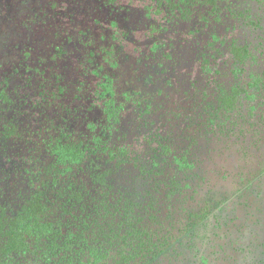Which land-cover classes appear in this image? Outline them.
I'll return each instance as SVG.
<instances>
[{
    "label": "flooded vegetation",
    "instance_id": "obj_1",
    "mask_svg": "<svg viewBox=\"0 0 264 264\" xmlns=\"http://www.w3.org/2000/svg\"><path fill=\"white\" fill-rule=\"evenodd\" d=\"M62 1L68 14L58 9ZM78 1L0 0V215L35 197H57L68 179L59 172V145L81 143L91 152L75 174L86 184L137 192L142 203L153 197L146 191L153 177L144 169L154 167L148 155H116L103 142L111 130L112 146L131 135L140 140L153 123L165 135L155 140L170 149V160L160 155L159 163L185 185L168 206L173 235L185 229L188 212L211 199L204 218L191 224L203 233L185 243L186 258L201 264L209 254L213 264L222 255L217 245L232 242L241 254L235 264H264V0H241L245 11H232L234 18L213 20V11L206 24L199 6L169 17L166 0ZM77 16L100 30L70 26ZM47 21L54 39L42 31ZM214 41L220 51L201 57ZM232 46L247 48L243 68ZM171 52L177 59H167ZM172 157L180 161L171 164Z\"/></svg>",
    "mask_w": 264,
    "mask_h": 264
},
{
    "label": "trees",
    "instance_id": "obj_2",
    "mask_svg": "<svg viewBox=\"0 0 264 264\" xmlns=\"http://www.w3.org/2000/svg\"><path fill=\"white\" fill-rule=\"evenodd\" d=\"M166 1L171 3L168 4L169 17H172L175 10L185 17L190 6H199L201 9L198 17L204 24L213 11L217 14L212 17L213 20H219L222 16L234 18V12L237 16H242L243 10L245 11L241 7V0H232L231 4L226 3V0ZM224 7L228 12H224ZM198 31L201 33V30ZM203 42L202 47L205 46L204 38ZM208 43L206 51L199 54L203 58L209 49L220 51L218 47L214 48L215 41ZM161 45L160 42L155 43L158 48ZM168 45L171 46V43ZM231 52L233 58L239 61L240 68H243L244 60L249 54L247 48L232 46ZM174 57L177 59V55L174 56L171 52V57L168 56L167 59ZM154 88L156 87L152 88V92ZM104 104L112 107L111 102ZM159 130L156 124L151 123L140 134V140L138 134L131 135L129 140L123 139L122 144L114 143L113 146L112 143L117 139L111 130L107 140L103 141L107 151L115 152L116 155L119 151L122 152L121 156L129 155L134 149L139 159L148 155L147 160L153 161V168L150 166L144 169L148 178L153 177L151 188H146L148 195L153 197L145 198L143 203L135 198L137 192H130L133 196L130 197L120 191L113 192L109 185L93 187L91 183L86 184L84 178L75 177L80 163L87 166L84 162L86 156L92 158L91 152L81 143L59 145L56 159L62 165L60 174L68 177L67 185L60 187L56 198L35 197L23 209L10 210L11 215H0V264H192L193 260L185 256V243L193 242L195 236L199 239L203 233V230L200 232V224L196 227L192 225L204 218V214L210 209L211 199L204 197L200 212H188L189 222L185 229L177 230L179 234L173 235L174 227L168 222V206L171 198H175L179 191L184 192L185 185L180 188L174 178L175 173L166 172V165L159 163L160 155L164 161L171 158L166 157L170 156L167 154L170 149L166 144L155 140L156 135L165 137ZM179 161V158H173L171 164ZM142 167L140 166L141 170ZM86 177L93 179V182L96 180L93 172H89ZM203 177L205 176L199 177V180ZM186 187L191 188L192 184ZM193 193L194 188L191 189L189 198ZM161 205H165L166 212ZM216 216L215 220L218 221L221 215ZM216 236L214 233V237ZM217 246L222 255L217 256L213 264L219 260L235 264L238 256L241 257L233 249L232 242H223ZM208 256L209 254L202 256L201 264H207Z\"/></svg>",
    "mask_w": 264,
    "mask_h": 264
},
{
    "label": "rangeland",
    "instance_id": "obj_3",
    "mask_svg": "<svg viewBox=\"0 0 264 264\" xmlns=\"http://www.w3.org/2000/svg\"><path fill=\"white\" fill-rule=\"evenodd\" d=\"M69 3H70V1H69ZM67 4H68V2L62 1L61 5L58 6V9L61 10V13L62 14H64L65 12H66V14H68L67 9L69 8V5H67ZM85 4H86V1L85 0H79L78 3H77L78 6H84ZM13 7H14V5H13ZM78 10H79L80 13L85 12V10L83 8H78ZM52 13H54L53 10H51V11L48 12V14H52ZM74 16H76V15H74ZM22 18L23 17L18 18L17 20L20 21ZM85 18L86 17H84V18L83 17H78V16L77 17H74V19L72 20V22L69 23V25L70 26H74V25L75 26H81V25L82 26H87V25H90L89 22L85 21ZM57 19L62 20L59 17H57ZM62 21H66V20H62ZM90 27H92L95 30L94 33H97L100 30V28H101V27H99L97 25H93V24H91ZM54 29H55V26L52 23H50V21H47L46 24L42 26V31L43 32H48L45 36H48V34L51 33V35L49 36V37H51V39H54V37L52 36V31ZM55 34L56 35H61L59 33H55ZM148 89H150V87L145 86V90H148ZM183 89H184V85L182 84V86H180L178 88V90L179 91H183ZM155 90H156V88H154V91ZM165 92H167V91H165ZM261 188H262V194H264V184H262V187Z\"/></svg>",
    "mask_w": 264,
    "mask_h": 264
}]
</instances>
